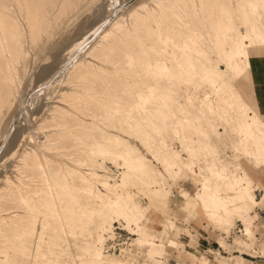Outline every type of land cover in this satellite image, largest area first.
I'll use <instances>...</instances> for the list:
<instances>
[{"label": "rangeland", "instance_id": "obj_1", "mask_svg": "<svg viewBox=\"0 0 264 264\" xmlns=\"http://www.w3.org/2000/svg\"><path fill=\"white\" fill-rule=\"evenodd\" d=\"M140 1L0 0V264H37L40 259L42 264L52 260L53 264H97L103 261L104 240V244L109 241L115 244L114 248L105 249L110 256L104 258L110 264H148L165 251L161 236L153 230L160 229L166 220L161 234L168 235L174 228L170 217L176 224L177 210L186 212L189 207L196 211L193 218H198L204 210L216 225L229 231L225 233L208 220L215 232L212 235L215 249H211L213 253L195 255L204 254L212 264H219L220 255L216 253L220 250L226 257L241 255L264 263L253 249L251 253L233 251L235 243H243L241 240L251 238L256 251L264 243V227L260 226L264 223V185L254 184L241 158L263 171L264 160L245 152L244 131L238 120L231 119L237 109L246 118L259 109L252 81L255 72H264L263 34L255 36L253 24L255 32L235 22L241 36L240 56L249 74L247 83L236 81L234 59L229 71L226 61L218 54L209 52L203 56L208 70L225 72L219 83L226 85L223 91L222 85H207L197 75L186 89L190 98L183 100L188 103L173 105L176 108L183 104L187 116L201 115V101L211 106L212 116L201 118L195 138L188 137L190 129L177 117L161 116L155 118L159 129L156 133L149 126L141 128L145 125L142 122L130 134L124 120L132 95L145 78L140 62L146 54L157 52L165 27L189 30L188 25L193 23L201 28L202 20L217 16L218 5L224 0H202L203 6L199 7L203 10L198 12L195 4H190L191 12L195 11L196 15L187 11L192 19L188 18L182 2H175L174 10L179 17L170 13V9L147 19L140 16L118 28L119 33L107 36L95 48L92 46L116 16L125 14ZM152 18L157 19L158 26ZM158 27L162 34L156 38L153 32ZM143 50L149 53H140ZM222 112L227 115H221ZM144 129L149 138L143 136ZM203 129H206L204 133ZM106 133L126 140L127 145H135L134 155L144 158L146 168L152 170L155 179L145 182L142 177L134 176L131 163L98 149ZM41 155L43 165L38 161ZM215 158H221L222 164L210 170L208 165ZM148 170H143L141 176L148 174ZM173 170L179 173L173 174ZM203 184L211 190L207 189L209 193L216 192L219 197L221 204L217 209L203 204V192H200ZM63 186L76 192V204L59 198ZM253 208L258 217L250 228L249 212ZM152 212H158L161 219H153ZM60 215L74 229L75 237L60 231L55 244L42 245L51 236L49 233L54 235L53 229L42 228L43 222L56 220ZM240 219L245 224V233H254L253 237L236 233V228L243 225ZM126 224L134 225L137 234ZM179 232L177 227L171 238L178 241ZM219 236L229 244L228 251L215 243ZM38 239L41 241L37 247L35 240ZM219 242L225 246L223 239ZM174 243L170 240V245ZM173 253L177 255L173 264L191 261L181 246H168L160 264H168ZM261 253L264 255V245ZM204 255L195 257L193 264L199 261L211 264ZM233 259L238 257L229 261Z\"/></svg>", "mask_w": 264, "mask_h": 264}, {"label": "bare ground", "instance_id": "obj_2", "mask_svg": "<svg viewBox=\"0 0 264 264\" xmlns=\"http://www.w3.org/2000/svg\"><path fill=\"white\" fill-rule=\"evenodd\" d=\"M39 1H41V0H39ZM150 2L152 3L151 5L149 4ZM175 2L177 4L179 2H182L181 4L185 8V11H186L189 19H192V15L190 14V17H189V15H188L189 13H194V15H195V11L191 12L192 7L190 6V4H193V5L195 4L194 8L197 9L196 10L197 12L203 10V8L201 9L199 7L202 3H204V1H202V0H172L171 3L167 2L165 0H144V1L142 0L139 2L138 5L130 6V8L127 10V12H124L125 14L121 13L122 15L116 16V18H114L110 22L108 29L105 30L101 35H99L97 37L96 42L92 46L95 48L101 42V40H103L107 36L112 35L115 32L119 33V30H117L118 28H122L124 26H127V23L129 21L131 23L134 20H138L140 18V16H142L144 19H147L151 15H154L155 13H157V14L161 13V11L164 9H170L171 10L170 13L177 16L178 14H176L175 10H174V3ZM202 6H203V4H202ZM209 9H211V8H209ZM187 11H190V12L188 13ZM208 14H210V13H208ZM177 17H179V16H177ZM151 20H153L154 25L155 24L157 25V19L152 18ZM236 21H239L241 23V25H244V27L247 31L252 29L253 32H255L254 29L252 28V24H253V26L256 30L254 35L255 36H258V35L261 36L260 34H263L262 38H264V0H226V1L224 0L218 5L217 16L215 18H212V16L210 15L207 20H202L201 21V26H202L201 28H198L193 23H191V25H188L189 30H184V29L178 30L175 28L174 29L173 28L166 29V27H165L166 32L163 35L164 37H161L162 33H161L160 27L157 28V31H154V30H153L154 32L152 31L156 38L161 37V46L159 48H156L157 52L152 53L151 55L146 54L147 57L140 62V64L143 66L142 70H144V72H145L144 73L145 78H144V80H142L143 82L139 80L140 81L139 82V88L136 89V94L134 93L135 95L133 96L131 93V95H132V98L130 100L131 103L128 106V108L126 109L125 120H124V122H126L128 131L130 132V134L135 132L138 128H140L139 126L142 124V122H144L145 125H144V127L142 125L141 128H145V126H149L156 133L159 129L157 126H155V118L157 116H161V117H165L166 119L177 117L179 119V121H182V123L186 124L188 129H190L191 133L188 135V137L189 138H195L194 136L197 132L196 127H198V125L201 124V120H202L201 118H206L205 115L212 116L213 112H212V109L210 108L211 106H209V107L207 106L208 105V104H206L207 102L205 103V102L201 101L200 111H199L200 112L199 114H201V115H199V116L198 115H193V116L185 115V112H184L185 107L183 106V104H184L183 102L188 103L185 100L190 98L187 96L190 94L186 93V89H187L188 85L190 83H192V81L195 79V77L197 75H199L198 76L199 79L203 80L204 83L207 82V85H208V83H210L214 86H217V87L219 85H222V86L226 85L225 82L224 83L222 82V84L219 83L220 79L223 80L222 77H223V73H225V72L220 71L218 69L208 70L206 68L204 60H203V56H205L206 53L212 52V53H216L219 56H221L223 61L225 60L228 67L230 68L229 71L232 69L231 68L233 66L232 59H234V62H235L234 68L236 69V71H235L236 81H240V82H244V83H247L249 81L248 69H247L245 60L243 58H241V56H240V53H242V51H241V49L238 48V44L241 41L240 40L241 36L239 34V29H238L239 26H237V24H235ZM148 23L150 24V22H148ZM149 24H148V26H150ZM151 28L153 29L152 26H150V30H151ZM120 33H121V31H120ZM77 47H78V49H80L79 46H77ZM103 47H105V45ZM73 51H74V49H73ZM73 51L71 53H73ZM140 53H149V52L143 50ZM78 62H79V60H78ZM75 64H76V62H75ZM14 66H15V64H14ZM10 71H11V69H10ZM12 75L14 76V73ZM199 79L196 78L197 81H199ZM225 79H226V77H225ZM232 80H234V79H232ZM230 88H228V89H230ZM222 89H224L223 91H225L224 86ZM210 98H211V96H210ZM183 99H185V100H183ZM205 99H206V96H205ZM176 102L179 103V106H180V103H183V104H181L183 107L182 106L181 107L176 106V108H175V106L173 107V105ZM155 104L158 105V107H157L158 109H161L160 112L157 110V108H155L156 107ZM152 105H153V107L155 105V107L154 108L151 107ZM221 107H223V106H221ZM219 109H221V108H219ZM224 112H225V110H224ZM118 113L120 115V112H118ZM219 114H220V112H219ZM223 114L224 113L222 112L221 115H223ZM226 115H227V113H226ZM231 119L232 120L233 119L238 120L241 127H242L241 131L242 130L244 131L245 136L244 135L243 136L245 137V139L247 141L246 146H245V152L248 154H251V155H255L256 157L264 160V114L259 109L258 110L256 109L253 116H249L246 118L245 116H243L242 111L240 109H237L235 111V113L232 114ZM120 121H122V120L120 119ZM207 127H211V126L207 125ZM197 129L199 130L200 128L198 127ZM144 130H145V132L143 133V136H146L147 135V133H146L147 129H144ZM205 130L206 129H203V130H201V132L204 133ZM106 134H108L107 137L105 138L103 144L102 145L100 144L101 148H98V149H101L102 151H109L111 154L118 155L121 158H123L125 161H128L129 163H131L133 165V168L131 171L134 174V176L137 175V176L142 177L145 180V182H151L152 179L153 180L155 179L154 174H152V170L150 172V170H148L149 168L148 169L146 168L147 166L143 160L144 158L142 156L140 157V155L137 156V154H136V156L134 155L136 153L135 150H137V149H135V147H136L135 145H132V144L127 145L128 143L125 142L126 140L121 139L119 137H116V135L115 136L111 135V133H106ZM149 135H152V134H149ZM184 136H187V135H184ZM103 137H105V136H103ZM148 138H149V136H148ZM152 140H154V139H152ZM237 141L238 142L240 141L239 136H238ZM234 143H235V141H234ZM96 146H97V144H96ZM93 148L95 149V146ZM41 157H43V156L41 155L40 160H38V161L41 162L43 165L44 163L42 162ZM220 159L215 158V159L211 160V162L208 165L210 170L213 169V167L215 168V166L222 164ZM143 170H148L149 171V172H147L148 174L141 176V173ZM172 173L176 174V173H179V171L173 170ZM220 173H221V171L218 174L220 175ZM96 177H98V176L96 175ZM105 183L106 182H104V184ZM63 187H64V189L63 190L61 189L62 192L59 194V196H60L59 198H61V199L65 198L71 204H74L76 201H78V200H76V198H77L76 192L75 193L70 192V189L67 190L66 187H68V186H66V187L63 186ZM207 189H208L207 185L203 184L202 191H200V192H203L201 195L203 204L205 206H207V205L210 206L212 209H214V208L217 209L218 206L221 204L219 197L217 196V194H215L216 192L215 193H209L207 191ZM208 190H210V189H208ZM50 193H51V191H50ZM51 196H52V194H51ZM55 196H54V198H55ZM52 200H53V198H52ZM117 200H118V198H117ZM122 200L124 201V199H122ZM55 201H56V199H55ZM84 203H86V202H84ZM53 205H55V204H53ZM84 206H86V204ZM87 206H86V208H87ZM121 206H124V205H121ZM119 207H120V205H119ZM104 211H107V210H104ZM222 212H223V210H222ZM57 213H55V214H57ZM90 216H91V214H90ZM42 228H44V229L50 228L51 231L53 229L52 232L54 233V235H53L52 233L48 232L51 236L48 237L47 241L41 242L42 245L44 243H47L49 245L55 244L57 239L60 238V235H59L60 231L63 232L65 235L70 234L71 236L75 237L74 233H72V231L74 229L72 230L71 226L66 224V222L62 219L61 215L58 216L56 218V220H53V221L49 220V221L43 222ZM80 229H81V227H80ZM40 241H41L40 239H38L37 241L35 240V246L38 247V244L40 243ZM21 244H23V243L21 242ZM36 251L38 252V250H36ZM35 255H37V254H35ZM10 261H11V259H10ZM42 262H43V259H40L37 264H42ZM8 263H9V261H8ZM53 263H54V260H52L48 264H53ZM19 264H27V263L21 262ZM44 264H46V263H44ZM199 264H206V262L205 261H199Z\"/></svg>", "mask_w": 264, "mask_h": 264}, {"label": "crops", "instance_id": "obj_3", "mask_svg": "<svg viewBox=\"0 0 264 264\" xmlns=\"http://www.w3.org/2000/svg\"><path fill=\"white\" fill-rule=\"evenodd\" d=\"M252 84H253V87H254V96H255L257 105H258L259 109L261 110V112L264 113V72H255L253 74ZM257 105L254 106L255 109H256ZM241 159H242L241 163L248 170V172L250 173V175L254 179L253 180L254 184L255 185H264V171L253 167L245 159H243V158H241ZM256 190H259V189H256ZM260 190H262V188ZM184 199H186V198L184 197ZM260 199H258V200H260ZM177 211H178L177 212L178 220H177L176 224L178 226L175 224V222L172 219V217H170V220L174 224L173 230H177V227L180 228V232H179V235H178V241H176V240L171 238V233L173 232V230L169 231L168 235L161 234L162 229L164 228V223L166 222V220H165V222L162 223V227L160 229L153 230L154 234H156L157 236L158 235L161 236L163 244H164L165 251H164V253L161 256H156L153 259L150 258L151 260H150V263H148V264H160V262L162 261L161 260L162 256L166 253L168 246H170V247H178V248H180V246H181L182 251L184 250L186 253H189V257L191 258L190 262L183 261V262H180V263H177V264H193V261H194L195 257H200L201 255H204V254H200L199 256H197L194 253H201V252H206L208 249H215V245H213L214 243H213V237H212V235L215 234V232L213 231V228L210 225L211 223L208 221V220H211V219L206 214V212L203 210V213H200L198 218L197 217L193 218L192 216H194V214H196V211H194V210L191 211L190 207L188 209L187 208L185 209V211L188 213V216H187L186 212H184V211H181V210H177ZM253 211H254V208L251 210V212H249L250 217H251L250 228L252 226L253 218L255 217V215H252ZM151 216H152L153 219H161L160 214L158 212H152ZM190 217H192V219H190ZM240 220L242 221V219H240ZM212 223L214 224V227L215 226L221 227L224 230L225 233L229 232V231L226 232V230L222 226L216 225L213 221H212ZM243 224H244V222H243ZM127 226H131V227H129L130 231H132V232L135 231V229H134L135 226L134 225L130 224V225H127ZM244 226H245V224H244ZM112 227H113V225H112ZM244 231H246L245 227H244ZM109 232H107V233H109ZM252 232H253V230H252ZM107 233L105 235H107ZM134 234L135 235L137 234L136 231L134 232ZM248 234H249V232H247L246 235L250 238V237H253L254 233L252 235H248ZM135 238H134V244L137 246ZM105 239H106V237H105ZM219 239H223V241L225 243V246H222L220 244ZM250 239L249 240H241V241L244 244H248V245L251 244V246L247 247L243 243L240 244V245H237L235 243V246H234L235 249L233 251H236L238 249L240 251H243V250H249L250 251L251 249H254L252 247V240H250ZM170 240H173L175 242L174 245H170ZM156 241L159 243V238L156 239ZM104 242H105V240H104ZM104 242L102 243L103 261L102 262L99 261V262H97V264H110L109 261L104 258V256H107V255L110 256L109 253H107V254L105 253ZM215 243H217L221 249H225L226 251H228V248H230L229 244L226 242V240L222 236H219L215 240ZM263 245H264V243L262 242L261 246L259 247V249H260L259 253H261V248H262ZM219 251L220 250H218L217 253H216V254L220 255L219 256V258H220L219 259V261H220L219 264H247L248 260L251 261L252 264H264L263 261H260L261 259H247V258H245V257H243L241 255H233V254H232L231 257H226V256L222 255ZM145 253L147 255V249H146ZM250 253H251V251H250ZM218 255H216V256L218 257ZM261 255H263V254L261 253ZM176 256L177 255L175 253H173V255L170 256L168 258V260H167L168 264H173L172 263L173 261L176 262V259H177ZM204 256H206V255H204ZM233 257L234 258L238 257V259H233L234 260L233 262L229 261ZM208 260L211 263L209 258H208ZM144 263H147V262H141L140 264H144Z\"/></svg>", "mask_w": 264, "mask_h": 264}, {"label": "built area", "instance_id": "obj_4", "mask_svg": "<svg viewBox=\"0 0 264 264\" xmlns=\"http://www.w3.org/2000/svg\"><path fill=\"white\" fill-rule=\"evenodd\" d=\"M259 192H260V190H259ZM260 206H262V205H260ZM257 207V206H256ZM252 215H255V217H254V219H253V221H252V223H254V221L257 219V217H258V215H257V212H256V210H254L253 212H252ZM260 226L261 227H264V223H262V224H260ZM244 224L243 225H241V226H238L237 228H236V233H239V235H242V236H245V237H248L246 234H245V231H244ZM115 247V244L112 242V241H109L107 244H104V249H111V248H114ZM253 252H257V253H259L260 252V249H258V251H256V250H252ZM207 252H210V253H213L212 251H211V249H208L207 250ZM259 256H262V258L264 259V257H263V255H261V253H259L258 254ZM249 261V260H248ZM251 262V261H250Z\"/></svg>", "mask_w": 264, "mask_h": 264}]
</instances>
